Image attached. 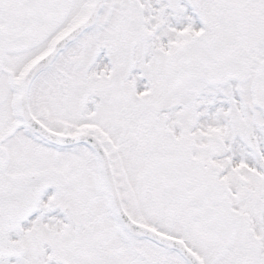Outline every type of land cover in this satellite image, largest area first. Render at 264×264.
Segmentation results:
<instances>
[{
	"label": "snow or ice",
	"instance_id": "1",
	"mask_svg": "<svg viewBox=\"0 0 264 264\" xmlns=\"http://www.w3.org/2000/svg\"><path fill=\"white\" fill-rule=\"evenodd\" d=\"M0 264H264V0H0Z\"/></svg>",
	"mask_w": 264,
	"mask_h": 264
}]
</instances>
